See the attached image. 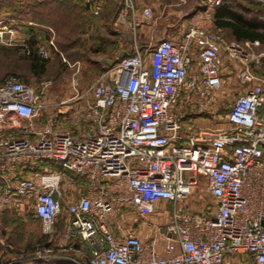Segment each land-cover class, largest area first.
Returning <instances> with one entry per match:
<instances>
[{
  "label": "built area",
  "instance_id": "obj_1",
  "mask_svg": "<svg viewBox=\"0 0 264 264\" xmlns=\"http://www.w3.org/2000/svg\"><path fill=\"white\" fill-rule=\"evenodd\" d=\"M81 1L96 17L117 0ZM119 1V19H155L150 7L137 18L133 0ZM223 4L203 0L180 34L104 65L82 95L74 79V96L48 116L33 87L2 80L0 225L4 210L31 202L49 236L63 219L64 237L82 241L83 264H264V65L215 28ZM8 22L0 17V44L14 45ZM39 54L48 58L47 48ZM225 58L241 66L244 89L221 120ZM201 179L212 210L185 204ZM163 202L171 209L156 211ZM127 213L154 234L143 241L125 226Z\"/></svg>",
  "mask_w": 264,
  "mask_h": 264
},
{
  "label": "rangeland",
  "instance_id": "obj_2",
  "mask_svg": "<svg viewBox=\"0 0 264 264\" xmlns=\"http://www.w3.org/2000/svg\"><path fill=\"white\" fill-rule=\"evenodd\" d=\"M3 1H15V0H0V5ZM184 6L182 8L176 5H172V9H181L183 13L173 19V27L171 31L180 33L187 25V20L200 8L203 0H184ZM118 5L117 18L119 19L121 2L119 0L114 1ZM71 3L78 4L82 3L81 0H71ZM70 3V5H71ZM181 4V2H180ZM183 4V3H182ZM224 4H228L233 11L239 13L244 19L258 26V29L264 31V0H224ZM47 12V8L44 9ZM155 19L150 22L141 23L146 25V28H141L139 25H134L132 23L133 13H125L123 19H119L117 33L118 39L116 46L110 45L106 46L101 44H96L94 38H85V44L80 46H74L75 49L79 48L81 51L84 50V56L78 55L74 58H69L61 55V50L58 42L61 41V36L58 32L60 25L63 24L59 19L47 20L45 21L43 15V27L38 28V38L37 45L34 48V53L39 56L45 62V70L39 76H31L28 72L25 73V69L20 68V63L16 64L18 68L15 74L24 76L27 75L26 82L33 87L39 94L40 99L45 103L46 109L41 114V117L48 116L55 113L59 109V104L64 100L71 99L75 92L73 91V81L78 80L77 89L82 95L85 89L94 83L102 71V65H107V62L101 61L98 58L101 54L105 53L109 47L116 49L117 54L120 56L132 53V50L137 47L141 50H149L150 47L156 42L157 37L160 35L159 32L164 30V26L159 23L157 17L159 16V8L152 9ZM214 12V11H213ZM83 13V12H82ZM87 14V13H86ZM84 16H87V15ZM89 14L94 17L90 12ZM213 16V14H212ZM0 17H6L5 15H0ZM82 18V15L80 16ZM8 25L15 27V39L19 36H26L25 27L22 26V22L10 20L8 17ZM56 18V17H55ZM84 19V18H82ZM153 22L151 25L149 23ZM27 26H33V22L27 21ZM128 27H125L127 26ZM149 24V25H148ZM79 25V31H99L98 27L93 25L92 27L88 25L87 20L80 21V23H73L76 27ZM148 26V27H147ZM97 27V29H96ZM106 28L103 29V32ZM223 36L229 41L234 42L231 36H229L227 31H223ZM83 38V37H82ZM99 40V39H98ZM100 41V40H99ZM52 42V45H50ZM237 43V42H236ZM240 44L246 52L249 54L251 63L256 60H260V63L264 65V42H248L243 41ZM47 48L48 58H44L39 54V48ZM102 47V48H101ZM20 54L27 55L29 53ZM77 52V51H76ZM122 54V55H121ZM73 59V60H72ZM112 62V61H111ZM109 62V63H111ZM108 63V64H109ZM14 68V67H13ZM10 70V69H9ZM8 70V71H9ZM241 70V66L237 64L234 60L225 58L223 63V84L220 92L218 93L217 100L215 103V108L219 111L221 120L229 109V106L233 103L236 97L244 89L239 82L238 71ZM7 71V74H8ZM245 87V86H244ZM85 97L81 100V105L85 104L88 100ZM213 122L211 126H213ZM78 181V179L75 177ZM66 184L63 181L61 183V189L65 190L67 195L74 194V190L69 187H65ZM73 196L76 197V194ZM189 208L198 211L203 206L209 207L211 210L215 206V200L205 193L203 188L202 179L199 180V185L195 191V194L185 202ZM67 204L62 203L61 206V217L66 215ZM156 211H164L161 205L157 206ZM168 210V209H167ZM166 211V208H165ZM54 231V229H53ZM49 234L45 232V229L41 222L35 217L34 206L31 202H25L22 209L17 211L14 208L9 210H4L2 213V222L0 225V264H30L34 263L35 260L44 259L46 255L55 253L51 243L47 244ZM52 248V249H50ZM85 257H88V250L85 248ZM40 257V258H38ZM38 258V259H36Z\"/></svg>",
  "mask_w": 264,
  "mask_h": 264
},
{
  "label": "trees",
  "instance_id": "obj_3",
  "mask_svg": "<svg viewBox=\"0 0 264 264\" xmlns=\"http://www.w3.org/2000/svg\"><path fill=\"white\" fill-rule=\"evenodd\" d=\"M70 3L71 0L3 1L0 5V15H5L10 20L23 23L22 26L25 27L24 30L26 31L25 48H27L29 54H20L19 46L0 44V82L8 76H15L23 83L28 84L26 82L28 79L27 72L31 76H39L44 72L45 62L34 53L39 33L38 28L43 27L44 24L42 23L43 15L45 21L55 19L61 20L60 22L63 24L58 28L61 29L58 30V32L62 38L61 41L58 42V45L65 56L75 58L74 56H76L77 53L75 54L72 49L75 48L74 46H77V44L71 42L69 35L79 32V25L74 27L73 23L79 24L81 21L80 16L85 12L89 13V9L84 2L78 4L71 3V5ZM105 6L108 11V16L114 17L117 15L118 5L116 2L109 1ZM46 8L47 12L44 10ZM198 9L199 8L196 10ZM27 21L33 22V26H27ZM213 22L215 28L220 29L222 33L223 31H227L234 42H264V31L259 30L258 26L244 19L239 13L233 11L228 4H223L214 10ZM18 63L21 64L20 68L22 70L25 69L27 75L20 76L15 74L13 69L16 70V68H18L16 66Z\"/></svg>",
  "mask_w": 264,
  "mask_h": 264
},
{
  "label": "crops",
  "instance_id": "obj_4",
  "mask_svg": "<svg viewBox=\"0 0 264 264\" xmlns=\"http://www.w3.org/2000/svg\"><path fill=\"white\" fill-rule=\"evenodd\" d=\"M184 2H185L184 0H133L134 6H135V15L137 18L140 16L141 9L144 6H148L151 9L159 8L160 13L156 21H159V23L164 26V30L159 32L160 35L157 37L156 41L163 39V38H171L172 36L178 35L181 33V32L180 33L173 32L171 31V29L173 27L172 20L175 19V17L183 13L182 8L184 6ZM172 5H176L179 7L182 6V8L173 10L171 8ZM106 9L107 8L105 6L101 14L96 17L95 16L92 17L89 13H87L88 14L87 15L86 12L83 13L82 18L84 19L81 18V20L82 21L87 20L88 25L90 24L89 26L91 27L93 25L97 26L99 31L93 32L95 34L92 35V30H90L89 32L85 30L84 33L83 31L80 30L76 34L69 35V37L71 38L70 39L71 42H73V44L76 43L77 45L80 46L81 44H85L86 42L85 38L91 39V37H93L95 43L101 44V46L103 45H106V46L115 45L116 46L117 39L119 37L117 33L119 19L117 18V15H115L114 17L108 16V11ZM85 14L87 16H84ZM153 22L149 24L151 25ZM128 25L129 24H127V26L125 27H128ZM138 25L141 26V28H146L147 24L146 25L138 24ZM104 28H106L105 32H103ZM25 39H26V36L24 37L22 36V34L21 35L19 34L17 39H15L16 43H14V45L19 46L20 49L21 47H25ZM7 46H11V45H7ZM72 51L75 52V54L77 53L78 58H80V56L82 55L84 56V50L81 51L79 48H77V50L73 48ZM61 55L64 58L63 53H61ZM117 57H119V55L117 54L116 49H113V47H109L107 51L101 54V57H99L98 59L101 61H105V62L107 61L111 62V61H114ZM197 122L202 126H211V123H212L209 120H203V119L198 120ZM67 199H70V198H67ZM160 205H162V207L167 208L168 210L171 209V204L169 203L163 202ZM152 220L157 223H162L166 221L165 218H160L158 216H152ZM125 226L128 229H132L143 241L144 240L146 241L150 236L154 234L152 230H149L145 228L144 226L139 225L136 222V216H134L132 213L126 214ZM63 227H64V220L60 219L59 222L54 227L53 234L51 236H48V240L46 242L47 244L51 243V247L54 248L55 253L46 255L44 259H40V261L35 260L36 262L30 263V264H83L86 261L85 251H84L85 247L82 241L78 237H70L68 239L65 238ZM158 251L159 253H162V246L159 247Z\"/></svg>",
  "mask_w": 264,
  "mask_h": 264
}]
</instances>
